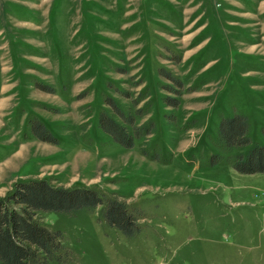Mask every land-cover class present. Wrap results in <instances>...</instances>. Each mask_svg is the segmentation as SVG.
I'll use <instances>...</instances> for the list:
<instances>
[{
	"label": "rangeland",
	"instance_id": "rangeland-1",
	"mask_svg": "<svg viewBox=\"0 0 264 264\" xmlns=\"http://www.w3.org/2000/svg\"><path fill=\"white\" fill-rule=\"evenodd\" d=\"M106 97L153 134L116 143ZM236 115L264 145V0H0V196L30 179L94 188L138 224L39 213L62 233L52 264H264V172H238L247 147L220 139Z\"/></svg>",
	"mask_w": 264,
	"mask_h": 264
},
{
	"label": "trees",
	"instance_id": "trees-1",
	"mask_svg": "<svg viewBox=\"0 0 264 264\" xmlns=\"http://www.w3.org/2000/svg\"><path fill=\"white\" fill-rule=\"evenodd\" d=\"M179 87L182 83L170 73L166 76ZM170 92L180 95L179 89L166 86ZM168 105L178 107L177 97H166ZM114 116L108 110L98 114L100 128L109 133L119 145L135 147V140L153 134L154 123L136 124L137 116L144 114L140 108L136 114L125 111L111 97L105 98ZM139 102V101H137ZM136 102V104H137ZM247 117L236 115L224 118L220 123V139L228 148L242 147L245 150L232 154L236 170L242 174L264 172V145L253 143L248 136ZM36 134L41 140L57 144L39 122ZM102 206L100 215L106 225L115 227L124 235L133 236L138 231L133 214L117 196H105L97 189L84 186L55 187L44 179L18 182L5 196H0V264H52L62 261V233L45 227L36 216L39 213L78 214L93 212Z\"/></svg>",
	"mask_w": 264,
	"mask_h": 264
}]
</instances>
